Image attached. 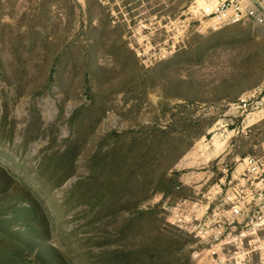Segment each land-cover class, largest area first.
Instances as JSON below:
<instances>
[{
    "label": "rangeland",
    "instance_id": "374dc122",
    "mask_svg": "<svg viewBox=\"0 0 264 264\" xmlns=\"http://www.w3.org/2000/svg\"><path fill=\"white\" fill-rule=\"evenodd\" d=\"M194 1L0 0V264H264V36Z\"/></svg>",
    "mask_w": 264,
    "mask_h": 264
},
{
    "label": "built area",
    "instance_id": "2783aa9c",
    "mask_svg": "<svg viewBox=\"0 0 264 264\" xmlns=\"http://www.w3.org/2000/svg\"><path fill=\"white\" fill-rule=\"evenodd\" d=\"M196 15L212 25L250 24L264 36L263 0H195ZM246 170L245 205L231 208L232 219L242 220L247 227H264V158L245 157Z\"/></svg>",
    "mask_w": 264,
    "mask_h": 264
}]
</instances>
